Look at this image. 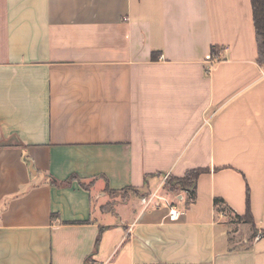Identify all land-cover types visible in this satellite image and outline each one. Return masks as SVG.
Returning a JSON list of instances; mask_svg holds the SVG:
<instances>
[{
  "label": "crops",
  "instance_id": "1",
  "mask_svg": "<svg viewBox=\"0 0 264 264\" xmlns=\"http://www.w3.org/2000/svg\"><path fill=\"white\" fill-rule=\"evenodd\" d=\"M88 263L264 264L252 0H0V264Z\"/></svg>",
  "mask_w": 264,
  "mask_h": 264
},
{
  "label": "trees",
  "instance_id": "2",
  "mask_svg": "<svg viewBox=\"0 0 264 264\" xmlns=\"http://www.w3.org/2000/svg\"><path fill=\"white\" fill-rule=\"evenodd\" d=\"M253 7V19L254 26L256 31V42L258 49V64L264 68V0H252ZM220 53V49L217 47L212 48V58H217ZM157 54H154V58H156ZM209 169H194L188 171L183 177H175L170 175L165 182V190L175 196H179L182 193H185L188 196L189 202H194L196 199V187L199 177L202 174L209 173ZM72 180H78L76 177H73ZM82 188L85 190H89V185L82 183L79 181ZM111 197L122 196L126 197L129 192L135 193L136 191L133 189H129L122 192H113L107 191ZM215 206L218 207L220 212H228V209L225 205V201L221 198H216L214 200ZM190 204V203H189ZM248 208L245 216L241 217L239 215L234 216V218L238 222L251 224L256 232L254 219L251 213L250 207V199L248 197ZM89 264V263H88Z\"/></svg>",
  "mask_w": 264,
  "mask_h": 264
},
{
  "label": "built area",
  "instance_id": "3",
  "mask_svg": "<svg viewBox=\"0 0 264 264\" xmlns=\"http://www.w3.org/2000/svg\"><path fill=\"white\" fill-rule=\"evenodd\" d=\"M165 203L167 208H168V219L170 222H177L181 215L182 212L178 209V207L168 201L165 197L158 193L150 194L148 196H145L141 199V204L144 208V210L154 207V208H159L161 203ZM94 264H100V263H94Z\"/></svg>",
  "mask_w": 264,
  "mask_h": 264
}]
</instances>
